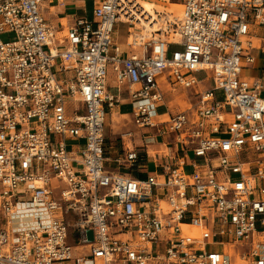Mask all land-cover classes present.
Here are the masks:
<instances>
[{"label": "built area", "instance_id": "obj_1", "mask_svg": "<svg viewBox=\"0 0 264 264\" xmlns=\"http://www.w3.org/2000/svg\"><path fill=\"white\" fill-rule=\"evenodd\" d=\"M58 1L0 0V35L14 36L0 38V264H264V93L240 76L264 0H181L174 18L139 0H81L91 17L62 33L43 15ZM161 80L198 90L156 122ZM123 88L133 123L173 139L143 180L104 165ZM24 206L35 211L17 226Z\"/></svg>", "mask_w": 264, "mask_h": 264}, {"label": "crops", "instance_id": "obj_2", "mask_svg": "<svg viewBox=\"0 0 264 264\" xmlns=\"http://www.w3.org/2000/svg\"><path fill=\"white\" fill-rule=\"evenodd\" d=\"M87 3L81 0L58 1L48 8L43 9V15L57 29L58 33H62L66 28V24L72 21L75 15L87 18L91 17V8L89 11ZM258 35H261L259 31L256 37H259ZM261 50H258V48L252 50L254 61L242 67L240 76L248 81L254 78L260 79L262 83V94L264 93V51L261 52ZM115 85V77L110 73L107 85L109 94H117ZM192 88L188 89L192 90ZM160 89L165 95V101L163 103H157L155 106V115L153 118L156 122H164L167 120L169 108L182 109V104L186 102L184 94H188V89L171 91L166 81L162 80L160 82ZM119 95V102L106 112V116L108 115L107 125H109V132H104V165L113 173L143 180L148 175L160 170L157 166L162 162V155L160 153L164 150V141L166 139L169 141L171 136H158L156 130L152 127L136 126L132 121V104L129 94L123 88L120 90ZM146 136L153 138V140L146 139ZM160 139H162L160 151L158 154H155L154 148L150 145L155 144ZM132 150L136 151L137 158L130 161L127 155ZM77 247L80 246H75V248ZM83 247L87 250L86 246Z\"/></svg>", "mask_w": 264, "mask_h": 264}, {"label": "rangeland", "instance_id": "obj_3", "mask_svg": "<svg viewBox=\"0 0 264 264\" xmlns=\"http://www.w3.org/2000/svg\"><path fill=\"white\" fill-rule=\"evenodd\" d=\"M169 1L170 2H175V3H181V0H169ZM165 6L168 7V8H170V9H175V10H178L181 7V6H178V7L177 6H171L170 4H165ZM87 8L90 11V8H91L90 2L87 3ZM126 31H127V29H126V25L125 24H122V23L116 24L115 25L116 35H114L115 36V40H117L120 43L124 44L125 36H126ZM258 31H259V34H262V33H264V28H260ZM258 36L260 37L261 35H258ZM13 37L14 36H13L12 33H3V34L0 35V38L2 40H4V41L11 40V39H13ZM252 44L256 48H258V50H261L262 48H264V42H261L259 38L258 39L252 38ZM123 46H125V45H123ZM261 52H262V50H261ZM57 76L58 77H61L62 75L58 74ZM196 76L198 78H200V80L202 82H205L206 81L204 72H197L196 73ZM196 90H197L196 87H193L192 90H190V89L187 90L188 91L187 92L188 94H186V95L184 94V96L186 97L185 98L186 102L182 104V108H185V107L189 106V102L194 101V97H195L194 94L196 93ZM178 92H175V93H178ZM107 122H108V115L106 116V120L104 121V132H106V133L109 132L108 131L109 130V125H107ZM159 141H160V143H159ZM159 141L157 140L155 142V144H151L150 145L151 147L154 148L155 154H158L159 151H160V144L162 143V139H160ZM169 141L171 143L173 142L172 137L169 139ZM34 211H35V209H33L32 206H24L23 208L19 209L18 210V213L19 214L20 213H22V214L25 213V214H27V216L26 217L19 218V219H16L14 221V224L17 225V226H25V225L29 224L30 221H31V218H29V214H33ZM262 237H264V236H262ZM73 239H75V238H74L73 234H71V236H70V242L74 244L75 242L73 241ZM210 249H216V248L214 247V248H210ZM85 250H86L85 247H83V248L82 247L75 248V246L73 247L74 255H76L78 253H82Z\"/></svg>", "mask_w": 264, "mask_h": 264}, {"label": "bare ground", "instance_id": "obj_4", "mask_svg": "<svg viewBox=\"0 0 264 264\" xmlns=\"http://www.w3.org/2000/svg\"><path fill=\"white\" fill-rule=\"evenodd\" d=\"M139 3L143 9V13L152 14L153 17H155L154 15L155 10L166 13L169 18L180 17L181 15V9H182L181 3L170 2L169 0H139ZM165 4H170L171 6H177V7L181 6V7L180 9L175 10L166 7ZM158 27H159V23L157 22H154L153 25L151 26V28L155 30L158 29ZM174 40L176 41L177 38H174Z\"/></svg>", "mask_w": 264, "mask_h": 264}]
</instances>
